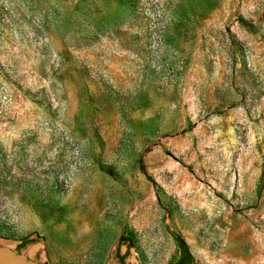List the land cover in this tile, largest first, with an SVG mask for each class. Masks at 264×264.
Instances as JSON below:
<instances>
[{"label":"rangeland","instance_id":"obj_1","mask_svg":"<svg viewBox=\"0 0 264 264\" xmlns=\"http://www.w3.org/2000/svg\"><path fill=\"white\" fill-rule=\"evenodd\" d=\"M174 235L264 264V0H0V247L169 264Z\"/></svg>","mask_w":264,"mask_h":264},{"label":"trees","instance_id":"obj_2","mask_svg":"<svg viewBox=\"0 0 264 264\" xmlns=\"http://www.w3.org/2000/svg\"><path fill=\"white\" fill-rule=\"evenodd\" d=\"M174 241L177 247V259L169 264H192L193 258L185 240L179 235H174Z\"/></svg>","mask_w":264,"mask_h":264},{"label":"water","instance_id":"obj_3","mask_svg":"<svg viewBox=\"0 0 264 264\" xmlns=\"http://www.w3.org/2000/svg\"><path fill=\"white\" fill-rule=\"evenodd\" d=\"M0 264H33L24 257L6 248L0 247Z\"/></svg>","mask_w":264,"mask_h":264},{"label":"flooded vegetation","instance_id":"obj_4","mask_svg":"<svg viewBox=\"0 0 264 264\" xmlns=\"http://www.w3.org/2000/svg\"><path fill=\"white\" fill-rule=\"evenodd\" d=\"M120 262H121V260H120ZM121 264H123V260H122Z\"/></svg>","mask_w":264,"mask_h":264}]
</instances>
